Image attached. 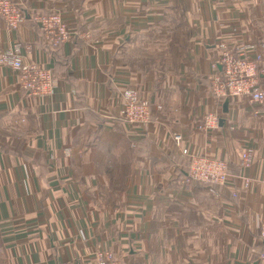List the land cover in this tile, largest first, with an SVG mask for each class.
I'll use <instances>...</instances> for the list:
<instances>
[{"label":"crops","instance_id":"0c3cea01","mask_svg":"<svg viewBox=\"0 0 264 264\" xmlns=\"http://www.w3.org/2000/svg\"><path fill=\"white\" fill-rule=\"evenodd\" d=\"M15 1L25 21L0 19V55L20 42L58 85L29 98L0 64V264H94L102 250L126 264H264V111L211 91L220 42L255 43L264 85V0ZM39 11L61 12L71 40L48 47ZM126 88L162 106L142 130L121 114ZM208 115L216 128H201ZM175 134L225 160L226 185L184 182Z\"/></svg>","mask_w":264,"mask_h":264},{"label":"built area","instance_id":"2783aa9c","mask_svg":"<svg viewBox=\"0 0 264 264\" xmlns=\"http://www.w3.org/2000/svg\"><path fill=\"white\" fill-rule=\"evenodd\" d=\"M0 19L9 30H17L25 21V14L20 4L15 0H0ZM33 20L37 22L44 41L50 48L65 45L71 40L74 32L69 27L64 16L59 11L36 12ZM23 46L20 42L5 50L0 55V64L14 70L18 75V85L29 98H38L52 95L57 88V80L52 70L30 63L25 60ZM220 51L218 64L221 67L212 80L211 91L215 97H229L233 100L248 98L253 104H258L264 111V85L258 79L262 55L259 47L252 42H239L230 45L226 42L218 44ZM122 116L132 127H141L152 121L154 110H162L161 105H152L141 100L134 88H126L121 93ZM217 117L208 115L201 125L202 129L216 128ZM175 146L189 158V170L184 182L193 180L207 184L226 185L232 178L228 163L219 158L198 155L183 147V138L180 134L174 135ZM72 148L66 147L64 153L70 156ZM252 150L247 149L241 155V165L249 166L252 163ZM235 194V193H234ZM262 248L261 258H264V222L258 229ZM94 264H126L112 252L102 250L96 253Z\"/></svg>","mask_w":264,"mask_h":264},{"label":"trees","instance_id":"16d2710c","mask_svg":"<svg viewBox=\"0 0 264 264\" xmlns=\"http://www.w3.org/2000/svg\"><path fill=\"white\" fill-rule=\"evenodd\" d=\"M58 48V47H57ZM186 167H185V175H184V177L187 175V173H188V170H189V158L186 156ZM192 182H199L200 184H202V185H204V186H211V187H215V186H218V185H216V184H207V183H204V182H201V181H197V180H193Z\"/></svg>","mask_w":264,"mask_h":264},{"label":"rangeland","instance_id":"374dc122","mask_svg":"<svg viewBox=\"0 0 264 264\" xmlns=\"http://www.w3.org/2000/svg\"><path fill=\"white\" fill-rule=\"evenodd\" d=\"M156 31H157V36L158 37H160V28H157L156 29ZM137 92H138V94H139V97H140V99L141 100H144V99H142L141 98V96H140V93H139V91L137 90ZM147 101V100H146ZM123 102V101H122ZM150 103V102H149ZM151 104V103H150ZM156 106V105H155ZM121 112H122V110H121ZM122 114V113H121ZM124 119V118H123ZM152 119H153V117H152ZM126 123H127V121L126 120H124ZM128 124V123H127ZM148 125V124H147ZM146 126V125H145ZM144 125L143 126H141V127H135V128H133V129H136V130H142V129H144V127H145ZM134 147H137V144L135 143L134 145H133ZM176 147V146H175ZM221 186H224V185H221Z\"/></svg>","mask_w":264,"mask_h":264}]
</instances>
